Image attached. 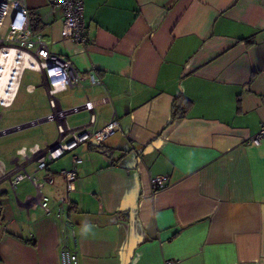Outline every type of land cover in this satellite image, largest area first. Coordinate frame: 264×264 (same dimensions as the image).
<instances>
[{
	"label": "crops",
	"instance_id": "1",
	"mask_svg": "<svg viewBox=\"0 0 264 264\" xmlns=\"http://www.w3.org/2000/svg\"><path fill=\"white\" fill-rule=\"evenodd\" d=\"M25 2L50 51L102 79L59 92L60 106L88 97L92 130L119 122L100 144L25 167L53 175L42 192L53 208L63 198L80 264H264V137L249 141L264 125V0H83L86 45L61 34L52 0ZM177 95L190 105L167 125ZM77 113L70 126L88 122ZM45 133L0 152V264H61L58 221L26 200L36 192L28 178L13 190L4 177L19 147L56 139L41 143ZM73 153L82 161L68 189L60 170ZM157 175L167 185L155 191Z\"/></svg>",
	"mask_w": 264,
	"mask_h": 264
},
{
	"label": "built area",
	"instance_id": "2",
	"mask_svg": "<svg viewBox=\"0 0 264 264\" xmlns=\"http://www.w3.org/2000/svg\"><path fill=\"white\" fill-rule=\"evenodd\" d=\"M53 4L63 12L61 34L68 37L74 43L86 45L88 42L87 29L83 17V0H52ZM15 53V54H14ZM14 54V70L4 75L5 57ZM0 105L9 106L12 104L22 72L25 68L35 70L45 78V90L51 112L44 118L32 120L38 122L42 119L54 121L57 130V137L52 142L43 144L34 143L29 146H21L16 150L17 156L22 158L17 160L13 169L7 172L4 177L14 190L17 182L28 178L36 192L28 194L26 200L33 207L39 205L46 214H52L60 225V231L64 236V241L60 250L61 264H80L76 246V231L73 223L65 218L64 200L60 198L57 205L50 206L49 197L42 192L45 183L53 181V175L47 174L40 178L35 174H29L25 167L30 162H35L38 169L45 168L47 161L60 158L68 152H72L82 143L94 141L103 142L109 135L119 129L117 118L112 117L105 121L100 129L92 130L94 123V101L86 97L81 105L64 109L60 106L57 94L70 87L82 88L87 84H101L102 79L94 71L79 72L73 64L57 54L50 51L44 40L42 33L34 32L31 27V20L25 0H0ZM22 56L27 60L20 69L18 75L17 66L21 62ZM4 57V58H3ZM15 75H18L16 85H13ZM34 85H28L27 90L34 89ZM107 101V97L101 99ZM82 110L89 112L88 122L82 125L70 126L67 117ZM19 126V125H17ZM15 127V126H14ZM8 129L0 130V135L6 134ZM264 137V125L259 132L249 138L250 142H259ZM82 159L76 154L71 155V168H64L60 173L67 180V188L70 189V182L75 179L76 164ZM167 177L157 175L151 178L153 190H160L166 187ZM73 240V247L69 245L67 238ZM175 260H167L165 264H175Z\"/></svg>",
	"mask_w": 264,
	"mask_h": 264
},
{
	"label": "rangeland",
	"instance_id": "3",
	"mask_svg": "<svg viewBox=\"0 0 264 264\" xmlns=\"http://www.w3.org/2000/svg\"><path fill=\"white\" fill-rule=\"evenodd\" d=\"M29 83L37 85L35 91H26V85ZM47 99L48 98L47 94H45V89L41 85L40 74L29 68L24 69L13 103L9 106L0 105V130L24 122L25 119L37 115H44L45 113L51 111ZM80 117L81 114L76 113L74 115H70L68 117V121L70 124H73L76 122V119H80ZM54 124V121H44L0 135V152L5 150V147L10 142V140L13 141L16 138H20L24 135L29 137L36 134L42 135L46 132L45 136L43 135V137H40L41 143V139L44 137H47L49 141H52L57 137V130L55 129ZM32 193H34V191Z\"/></svg>",
	"mask_w": 264,
	"mask_h": 264
},
{
	"label": "trees",
	"instance_id": "4",
	"mask_svg": "<svg viewBox=\"0 0 264 264\" xmlns=\"http://www.w3.org/2000/svg\"><path fill=\"white\" fill-rule=\"evenodd\" d=\"M246 43L250 44L251 40H246ZM189 105H190V99H188L187 97L183 95L175 96L171 104V112H170L171 114L167 125L173 123L174 120L183 116Z\"/></svg>",
	"mask_w": 264,
	"mask_h": 264
},
{
	"label": "bare ground",
	"instance_id": "5",
	"mask_svg": "<svg viewBox=\"0 0 264 264\" xmlns=\"http://www.w3.org/2000/svg\"><path fill=\"white\" fill-rule=\"evenodd\" d=\"M15 54V53H14ZM14 54H10V55H8V56H6L5 57V62H4V65H5V72H4V75H7L8 74V72L10 73L12 70H14L13 68H14ZM4 58V57H3ZM2 59V56H0V60ZM21 60V62H20V64L17 66V72H18V75H19V71H20V69H21V67L23 66V64H25L26 63V59H25V56H22V58L20 59ZM18 75H15V78L14 79H12L13 80V85L15 86L16 85V83H17V80H18Z\"/></svg>",
	"mask_w": 264,
	"mask_h": 264
},
{
	"label": "water",
	"instance_id": "6",
	"mask_svg": "<svg viewBox=\"0 0 264 264\" xmlns=\"http://www.w3.org/2000/svg\"><path fill=\"white\" fill-rule=\"evenodd\" d=\"M43 121H46L45 119H42L40 121H36V122H27V123H24V124H20L19 126H15L13 128H10L9 131H7V133L11 132V131H15V130H18V129H21V128H25V127H28V126H31V125H34V124H37V123H40V122H43Z\"/></svg>",
	"mask_w": 264,
	"mask_h": 264
}]
</instances>
